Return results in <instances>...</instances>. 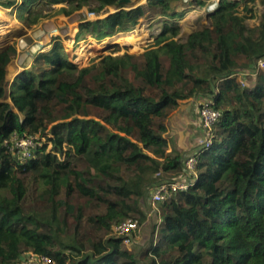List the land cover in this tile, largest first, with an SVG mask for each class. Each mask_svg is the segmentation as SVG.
I'll list each match as a JSON object with an SVG mask.
<instances>
[{"label": "trees", "instance_id": "trees-1", "mask_svg": "<svg viewBox=\"0 0 264 264\" xmlns=\"http://www.w3.org/2000/svg\"><path fill=\"white\" fill-rule=\"evenodd\" d=\"M122 1L0 0V7L28 27L50 18L46 10L55 5H64L56 12L65 16L117 8L103 22L80 26L95 39L79 35L80 47L66 51L80 63L104 50L92 41L139 25L142 7L128 10ZM181 1L147 0L163 25L140 56H115L116 45L80 67L53 38L10 83L17 48L0 51V264H18L24 252L54 264H140L113 230L128 219L145 223L141 202L157 173L164 180L185 174L184 153L168 152L165 120L199 95L221 112L213 144L199 150L188 189L160 204L158 240L143 257L147 264H264V15L250 28L256 0H218L210 27L182 43ZM195 1L203 8L210 0ZM145 41L127 46L139 50ZM241 68L254 84L237 79ZM47 132L51 151L44 144L23 159L13 148L14 137ZM83 222L101 237H86Z\"/></svg>", "mask_w": 264, "mask_h": 264}, {"label": "rangeland", "instance_id": "rangeland-1", "mask_svg": "<svg viewBox=\"0 0 264 264\" xmlns=\"http://www.w3.org/2000/svg\"><path fill=\"white\" fill-rule=\"evenodd\" d=\"M146 1L147 0L131 2V4L127 6L128 10L143 6H145L146 8V13L141 18L139 25L133 32L123 35H117L102 42H97L101 40H89L92 41V47H97L104 50L99 53L98 56L92 54L91 56L87 57L86 60L77 64L80 67H84L92 62H96L100 57L113 53L114 47L116 45L119 46L120 50L119 52L113 54L115 56L123 55L124 53L140 56L142 53L148 50L153 43L154 37L161 31L163 25V17H161L160 14H157V9L147 8ZM217 2L218 0H210L203 8L199 7L195 0H182L181 3L176 5V11L187 12L184 19L176 21L182 27L181 34L178 37V40L180 42L185 43L190 33L210 27L211 21L208 18V15L217 6ZM255 5V18L246 20V24L250 28L258 26L261 22L262 16L264 15V5L261 4L260 0H256ZM63 6L64 5L60 4L53 6L52 9H47L46 12L51 13L50 18L42 20L39 24L33 27H28L25 23L20 21L17 18L15 11H13L12 9H4L0 7V50H5L11 45H15L17 48V55L15 56L11 64V72L15 71V69L19 70L24 66L32 64L34 61V56L38 53L47 52L50 49L49 47L51 46L52 39L55 38L53 36L61 38L62 44L64 45L63 52H65L66 55L67 50H75L80 47L82 40H80L81 36H79V33L76 34L71 31L70 34H66L67 32L63 30L64 35H59V33H56V35L54 33L53 35L45 37L41 35V31L43 29L40 25L43 21H53L55 23L57 20H59L60 23H64L65 25L70 23L71 27L73 28L75 23H77L75 17L79 12H85V14H89L92 12L89 8H83L82 10L77 11L70 16L57 14L56 11ZM115 12V9H109L107 11L103 10L100 13H96V18L92 19V21L95 22L96 20H98L96 22H103L109 14H114ZM74 34H76V36ZM146 39L148 40L145 41ZM89 41L84 40L86 44L90 43ZM143 41L145 42L139 50H131V48L127 46ZM34 47L37 48L35 52H32ZM67 56L70 60H72L71 56ZM240 62L243 63L242 58L240 59ZM258 69H261V71L264 72V68H260L258 66ZM23 70L24 69H21L19 70V72ZM236 77L243 85L254 84V77L250 72H248V68H241L240 70H238L236 72ZM206 100L207 99L204 96L199 95L196 98L181 101L179 107L169 114L168 118L165 120L168 130V133L166 134L169 141L168 152L173 148H177L179 151L184 153V157L186 159L190 156H194L200 149V147L202 146L201 143L204 140V134L199 124L198 107ZM92 115L95 116L97 115V113L93 111ZM50 136L51 135L49 132H47L46 134L36 135V142L37 144H39L38 147H42L44 144H47V150L51 151L52 145L48 141V138ZM78 168H82L81 164H78ZM180 178L181 177L178 178L176 176H173L165 180L173 182L179 181ZM159 206L160 204H156L155 206L152 205L151 191L148 190L144 201L141 202L142 210L147 214V220L141 225L139 231L132 235L131 243L129 245L123 244L128 250L137 255V259L140 264L148 263L147 259H145L143 255L149 248L151 242L153 241L156 243L158 240V226L161 221ZM91 213L93 212L89 211L87 212V215ZM72 225L73 220L72 218H70V226ZM81 229L87 231L88 234H86V237L100 238L102 235L101 233H96L94 229L87 227L86 222H83ZM113 235H115L114 232Z\"/></svg>", "mask_w": 264, "mask_h": 264}, {"label": "built area", "instance_id": "built-area-1", "mask_svg": "<svg viewBox=\"0 0 264 264\" xmlns=\"http://www.w3.org/2000/svg\"><path fill=\"white\" fill-rule=\"evenodd\" d=\"M89 17H96L95 12L88 14ZM258 66L264 68V60L259 61ZM199 124L204 134V140L201 143V149H208L213 144V128L221 118V112L214 108L213 102L206 100L198 107ZM13 148L23 158H31L33 152L38 148L36 136H23L21 138L14 137L12 140ZM199 150L194 156L185 159V174L179 181H167L161 177V173H157L158 182L152 186L151 202L152 205L161 204L169 200L174 193L180 190H187L192 183V178L196 175V163ZM161 177V178H160ZM141 225L137 219H128L114 228L117 237L122 238L125 245H129L132 235L139 231ZM18 264H54V262L46 256L36 255L31 252H24L18 261Z\"/></svg>", "mask_w": 264, "mask_h": 264}, {"label": "crops", "instance_id": "crops-1", "mask_svg": "<svg viewBox=\"0 0 264 264\" xmlns=\"http://www.w3.org/2000/svg\"><path fill=\"white\" fill-rule=\"evenodd\" d=\"M140 0H134L133 2H139ZM146 7L147 8H150L149 6H148V4H147V1H146ZM118 10L117 8H115V7H107L104 11H107V10ZM142 9L144 10V14L146 13V8H145V6H143L142 7ZM152 9H157V8H152ZM156 12H157V14H160V11H159V9H157L156 10ZM109 15H111V14H109ZM108 15V16H109ZM107 16V17H108ZM96 17H94V18H92V17H89L88 16V14L86 13L85 14V12H79L77 15H76V17H75V19L77 20V23H75V25H74V27L72 28L71 27V25H70V23L69 24H67V25H65L64 23H60L59 22V20H57L55 23L53 22V21H51V22H49V21H43L42 23H41V25L40 26H42V31H41V35L42 36H50V35H53L54 33H55V35H56V33H59V35H61V34H63V30L64 31H66L67 33L66 34H70L71 33V31L73 32V33H79V35H84V36H86V37H90V39H93L92 38V36L89 34V33H87V32H80V26L81 25H83V24H87V23H91V24H95L96 23V21H98V20H96L95 22H93L92 21V19H95ZM98 18V17H97ZM61 19V18H60ZM100 20V19H99ZM59 24H61V25H59ZM77 24V25H76ZM180 28H181V31H182V27H181V25H180ZM162 29V28H161ZM193 33V32H192ZM76 34H74L75 36H76ZM181 34V33H180ZM191 34V33H190ZM189 34V35H190ZM64 35V34H63ZM75 36H74V38H75ZM78 36V35H77ZM53 37H55V38H60V37H57V36H53ZM112 38V37H111ZM61 39V38H60ZM107 39H110V38H107ZM107 39H104V40H107ZM53 40V39H52ZM93 40H95V39H93ZM86 41H89V39L88 38H86ZM101 41H103V40H101ZM187 41V40H186ZM51 43H52V41H51ZM63 47H64V45H63ZM49 48H51V46L49 47ZM48 48V49H49ZM50 50V49H49ZM1 51V50H0ZM65 53V52H64ZM66 55V54H65ZM36 56V55H35ZM35 56H34V58H35ZM67 56V55H66ZM68 57V56H67ZM33 58V59H34ZM70 60V59H69ZM13 61V60H12ZM12 61L9 63V65H8V67H7V77H8V80H9V82L11 83L12 82V80H13V78L19 73V70H21V69H25V68H29L30 66H31V64L30 65H28V66H24L23 68H21V69H19V70H16L15 69V71H10V69L12 68V66H11V64H12ZM70 61H72V62H74L75 63V61L72 59V60H70ZM77 64V63H76ZM11 74H12V77H11Z\"/></svg>", "mask_w": 264, "mask_h": 264}, {"label": "water", "instance_id": "water-1", "mask_svg": "<svg viewBox=\"0 0 264 264\" xmlns=\"http://www.w3.org/2000/svg\"><path fill=\"white\" fill-rule=\"evenodd\" d=\"M132 1L130 0H123L122 3H127L128 5L131 4Z\"/></svg>", "mask_w": 264, "mask_h": 264}, {"label": "bare ground", "instance_id": "bare-ground-1", "mask_svg": "<svg viewBox=\"0 0 264 264\" xmlns=\"http://www.w3.org/2000/svg\"><path fill=\"white\" fill-rule=\"evenodd\" d=\"M2 10H3V9H2ZM36 48H37V47H34L33 50H32V48H31L32 52H35Z\"/></svg>", "mask_w": 264, "mask_h": 264}]
</instances>
